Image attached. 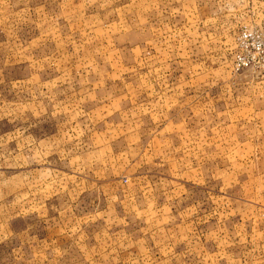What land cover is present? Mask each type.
<instances>
[{"label":"rangeland","instance_id":"1","mask_svg":"<svg viewBox=\"0 0 264 264\" xmlns=\"http://www.w3.org/2000/svg\"><path fill=\"white\" fill-rule=\"evenodd\" d=\"M244 28L264 31V0H0V231L100 148L84 173L149 188L135 264H264V70L231 67Z\"/></svg>","mask_w":264,"mask_h":264},{"label":"crops","instance_id":"2","mask_svg":"<svg viewBox=\"0 0 264 264\" xmlns=\"http://www.w3.org/2000/svg\"><path fill=\"white\" fill-rule=\"evenodd\" d=\"M39 153L43 157L48 154L36 149L33 157L37 161ZM107 158L112 155L100 148L81 153L80 157L72 155L71 165L60 174H66L68 179L78 175L82 182L68 183L66 189L59 190L58 193L66 191L65 199L53 196L58 194L53 191L42 199L19 203V213L15 214L24 229L0 231V264L137 263L139 207L144 202L142 190L149 188L125 176L126 182H122V173L113 165L97 167L92 171L95 177L83 172V165ZM75 160L80 164L75 165ZM149 208L153 210L147 204L148 211ZM7 220L10 218L0 219L1 224L5 226Z\"/></svg>","mask_w":264,"mask_h":264},{"label":"built area","instance_id":"3","mask_svg":"<svg viewBox=\"0 0 264 264\" xmlns=\"http://www.w3.org/2000/svg\"><path fill=\"white\" fill-rule=\"evenodd\" d=\"M232 68L234 71L264 70V31L262 29L244 28L235 35Z\"/></svg>","mask_w":264,"mask_h":264}]
</instances>
